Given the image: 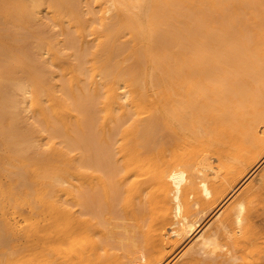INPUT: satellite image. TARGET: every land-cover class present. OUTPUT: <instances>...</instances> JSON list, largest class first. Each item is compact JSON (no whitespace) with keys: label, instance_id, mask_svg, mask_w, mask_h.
Wrapping results in <instances>:
<instances>
[{"label":"bare ground","instance_id":"6f19581e","mask_svg":"<svg viewBox=\"0 0 264 264\" xmlns=\"http://www.w3.org/2000/svg\"><path fill=\"white\" fill-rule=\"evenodd\" d=\"M263 202L264 0H0V264H264Z\"/></svg>","mask_w":264,"mask_h":264},{"label":"rangeland","instance_id":"374dc122","mask_svg":"<svg viewBox=\"0 0 264 264\" xmlns=\"http://www.w3.org/2000/svg\"><path fill=\"white\" fill-rule=\"evenodd\" d=\"M45 27H46V29H44V30H45L44 32L47 33L46 35H47L48 37H50L51 35L53 36V34L56 35L57 32L59 31L58 28H57V29L55 28V30H54V28H53V31H50V30H52L51 25H50V28H48L49 25H47V26H45ZM45 27H44V28H45ZM47 28H48V29H47ZM47 30L51 33V34L49 33L50 35L48 34V31H47ZM54 31H55V32H54ZM53 32H54V33H53ZM67 53H69V54H67ZM67 53L65 52L64 57H65V58H69V59H71V57H70L71 53H70V52H67ZM52 68H53V67H52ZM52 68H51V66H50L49 69H47V70H49V71H48V75L52 74V72L54 73V75L57 73V72H56V71H57L56 67L53 68L54 70H53ZM50 69H52V70H50ZM55 69H56V70H55ZM50 76H51V75H50ZM51 77H53V74H52ZM24 115H26L27 117H26V118H22L24 121H22V119L20 120V122H19V126L22 127V126L24 125V127H26V128H23V127H22V128L20 127V128L23 129V130H24V129L27 130L28 125H29L28 122H31V120H29V118H28V115H29L28 113H27V114L25 113ZM30 119H31V118H30ZM26 120H27V121H26ZM23 122H25V124H24ZM26 122L28 123V125L26 124ZM22 123H23V124H22ZM33 148H34V147H33ZM33 148L31 149L32 151L30 150V153H33V152H34V151H33ZM35 149H36V148H35ZM35 149H34V150H35ZM260 205H261V204H260ZM263 205H264V202L262 203V205H261L260 207H263V208H264ZM175 260H176V259H175ZM175 260H173L175 263L172 262V264H177V261H175Z\"/></svg>","mask_w":264,"mask_h":264}]
</instances>
